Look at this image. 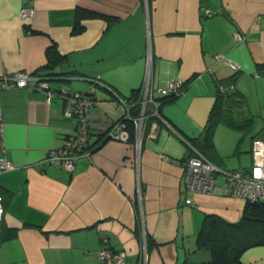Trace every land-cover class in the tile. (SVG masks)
Here are the masks:
<instances>
[{
	"label": "crops",
	"instance_id": "1",
	"mask_svg": "<svg viewBox=\"0 0 264 264\" xmlns=\"http://www.w3.org/2000/svg\"><path fill=\"white\" fill-rule=\"evenodd\" d=\"M25 5L33 8L26 21ZM259 64L264 0H0V156L15 165L0 173V264H104L102 237L125 251L124 264H213L198 241L205 214L235 222L247 202L188 190L184 162L208 132L217 186L221 171L250 168L252 140L264 138ZM18 71L45 76L51 95L3 87ZM176 79L179 93L160 103ZM218 83L248 97L231 124L209 122ZM61 89L93 97L87 153L72 171L37 165L75 128ZM125 113L127 140L107 138ZM238 259L264 264V243Z\"/></svg>",
	"mask_w": 264,
	"mask_h": 264
},
{
	"label": "built area",
	"instance_id": "2",
	"mask_svg": "<svg viewBox=\"0 0 264 264\" xmlns=\"http://www.w3.org/2000/svg\"><path fill=\"white\" fill-rule=\"evenodd\" d=\"M213 11H207L210 15ZM33 14L31 5L22 6L19 15L23 20H29ZM233 38L237 42L244 40V35L239 31H234ZM218 58H223L221 53ZM233 68L234 64L229 63ZM47 78L36 72L29 74L25 71H18L10 78H4L3 87H32L45 89L47 95H51V88L47 83ZM183 85L182 79L168 82L165 91L169 94H178ZM219 91H224L225 86L219 84ZM58 94L63 98V112L66 117L75 120V128L67 134L58 147L48 149L37 162L38 166L50 163H58L65 170L72 171L76 159L83 153H87L89 143L88 111L93 103V97L79 90L61 89ZM148 99V94H142V104ZM125 113L111 125L106 133L107 138L125 141L128 138ZM4 123L0 121V148H4ZM252 164L246 171L227 170L221 171L224 175V183L221 186L216 184V174L219 168L215 166L206 156L197 149H193L184 162L185 164V185L188 190L207 194H227L238 198H243L249 202L264 200V138L255 137L251 144ZM15 168V165L6 156H0V173ZM186 203H191L190 198H186ZM4 213L3 203L0 198V220ZM102 246L98 249L99 259L104 264H124L126 253L124 250H113L107 245L108 239L101 238Z\"/></svg>",
	"mask_w": 264,
	"mask_h": 264
},
{
	"label": "trees",
	"instance_id": "3",
	"mask_svg": "<svg viewBox=\"0 0 264 264\" xmlns=\"http://www.w3.org/2000/svg\"><path fill=\"white\" fill-rule=\"evenodd\" d=\"M47 68H52L53 53L46 51ZM258 68H264L259 64ZM217 84V96L210 112L209 122L223 121L231 124L238 114L242 113V105L245 99L233 87L224 85L226 89L219 91ZM133 92L131 96H135ZM176 94H168L162 98L163 103L175 97ZM128 133H131L130 124H127ZM209 133H205L200 139L192 140L193 146L212 160ZM89 144V143H88ZM88 146V145H87ZM238 221L230 222L216 214H205L204 221L198 233L199 244L208 246L212 254L213 264H243L238 259L239 253L252 245L264 243V200L256 202L246 201Z\"/></svg>",
	"mask_w": 264,
	"mask_h": 264
},
{
	"label": "rangeland",
	"instance_id": "4",
	"mask_svg": "<svg viewBox=\"0 0 264 264\" xmlns=\"http://www.w3.org/2000/svg\"><path fill=\"white\" fill-rule=\"evenodd\" d=\"M252 97H253V99H255V98L257 97V95L255 96V94H253ZM245 99H246V101H247L248 97L245 98ZM261 103H264V102H261Z\"/></svg>",
	"mask_w": 264,
	"mask_h": 264
}]
</instances>
